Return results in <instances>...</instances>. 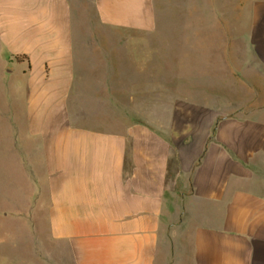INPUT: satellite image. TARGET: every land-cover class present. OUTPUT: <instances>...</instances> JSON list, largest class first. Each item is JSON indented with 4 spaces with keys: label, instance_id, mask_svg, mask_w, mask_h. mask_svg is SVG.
<instances>
[{
    "label": "crops",
    "instance_id": "1",
    "mask_svg": "<svg viewBox=\"0 0 264 264\" xmlns=\"http://www.w3.org/2000/svg\"><path fill=\"white\" fill-rule=\"evenodd\" d=\"M73 1L0 0V264L11 224L44 264H264V0H87L124 56Z\"/></svg>",
    "mask_w": 264,
    "mask_h": 264
},
{
    "label": "rangeland",
    "instance_id": "2",
    "mask_svg": "<svg viewBox=\"0 0 264 264\" xmlns=\"http://www.w3.org/2000/svg\"><path fill=\"white\" fill-rule=\"evenodd\" d=\"M188 2H193L195 7L202 6V0H148V6H158L164 8L165 10L170 8L180 9L186 7ZM73 3L77 6L78 11L81 13V21L80 19L79 21L82 25H84L82 31L83 29L85 30L86 26L88 27L87 30H89L90 27L91 29H96V26H98V41L101 42L102 40H106L107 38L108 40H114L113 43L115 45L117 56L131 55L129 48L130 46L128 47L126 44H124L126 40L132 41V39L130 38L132 36V33L130 31L128 32L115 29L114 31L107 32L105 31L106 28H103V26L101 25V21H99L95 16L94 6L90 1L77 0L73 1ZM212 4L214 6L220 5L219 0H212ZM156 18L158 19L159 23H171V15H160ZM88 34L89 32L87 34L78 33L76 36H82V38H85L88 36ZM138 39L139 38H137V40ZM104 45L105 44H103V46ZM2 47L3 51L7 50V47L5 45L2 44ZM108 47L110 51V44H108L105 45V49H99L98 55L106 53ZM125 48H127L128 50ZM13 79L14 80L6 87L5 82L0 76V153L5 151L11 152L8 148H6L8 146V144H6L7 140L24 134L22 118L26 115V112L22 110L24 108L21 106L24 103V100L23 95L16 97L15 93H13L17 81L19 80L16 78ZM4 102L7 104L13 103V105H6L4 104ZM4 176H6V173H0V185L3 184L2 177ZM6 228L12 229V231L10 232L11 236L9 237V240H6V243H11L12 246L7 244L4 245V250L9 254L5 256L3 261L4 264H44L42 256L40 255L41 250L38 248L39 246H37L39 244V241L37 240L38 235H35V242L33 245L30 238L31 235L26 230L25 225L11 224L6 225Z\"/></svg>",
    "mask_w": 264,
    "mask_h": 264
}]
</instances>
